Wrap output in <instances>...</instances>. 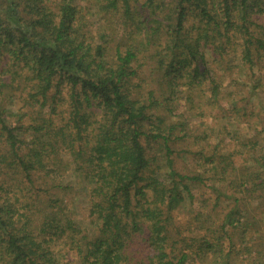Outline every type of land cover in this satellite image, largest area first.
<instances>
[{"label":"trees","instance_id":"16d2710c","mask_svg":"<svg viewBox=\"0 0 264 264\" xmlns=\"http://www.w3.org/2000/svg\"><path fill=\"white\" fill-rule=\"evenodd\" d=\"M0 264H264V0H0Z\"/></svg>","mask_w":264,"mask_h":264},{"label":"rangeland","instance_id":"374dc122","mask_svg":"<svg viewBox=\"0 0 264 264\" xmlns=\"http://www.w3.org/2000/svg\"><path fill=\"white\" fill-rule=\"evenodd\" d=\"M252 102H255V101H252Z\"/></svg>","mask_w":264,"mask_h":264}]
</instances>
